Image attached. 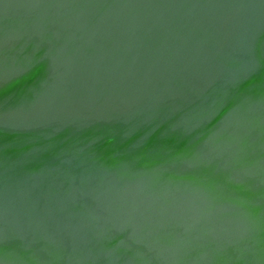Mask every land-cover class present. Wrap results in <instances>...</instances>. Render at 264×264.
I'll return each instance as SVG.
<instances>
[{
	"label": "water",
	"instance_id": "water-1",
	"mask_svg": "<svg viewBox=\"0 0 264 264\" xmlns=\"http://www.w3.org/2000/svg\"><path fill=\"white\" fill-rule=\"evenodd\" d=\"M0 264H264V0H0Z\"/></svg>",
	"mask_w": 264,
	"mask_h": 264
}]
</instances>
